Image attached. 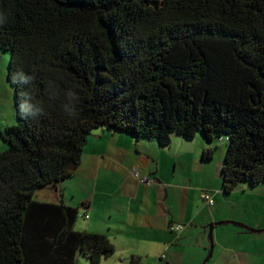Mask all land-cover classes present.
Here are the masks:
<instances>
[{
  "label": "trees",
  "instance_id": "1",
  "mask_svg": "<svg viewBox=\"0 0 264 264\" xmlns=\"http://www.w3.org/2000/svg\"><path fill=\"white\" fill-rule=\"evenodd\" d=\"M17 123L0 128V264H101L102 234L34 200L97 130L225 141L221 189L264 182V0H0ZM212 147L202 151L211 160Z\"/></svg>",
  "mask_w": 264,
  "mask_h": 264
},
{
  "label": "crops",
  "instance_id": "2",
  "mask_svg": "<svg viewBox=\"0 0 264 264\" xmlns=\"http://www.w3.org/2000/svg\"><path fill=\"white\" fill-rule=\"evenodd\" d=\"M10 124L0 112V128ZM203 142L174 133L160 147L97 130L73 176L41 189L37 201L75 209V231L105 235L115 252L101 264H264V182L222 192V159H203L211 147ZM134 167L154 184L139 182Z\"/></svg>",
  "mask_w": 264,
  "mask_h": 264
},
{
  "label": "rangeland",
  "instance_id": "3",
  "mask_svg": "<svg viewBox=\"0 0 264 264\" xmlns=\"http://www.w3.org/2000/svg\"><path fill=\"white\" fill-rule=\"evenodd\" d=\"M9 60H10V53L0 51V78H1L0 79V95L3 97L2 98L3 100H1V103H0V112H1V115L3 117H6L8 120L14 119V124L9 125V126H12L17 123V117H16V109L14 105L13 89L7 80ZM195 137L198 140H201L203 142L202 135L200 133H197ZM171 138H172V135H171ZM0 142H2L1 144L7 145V143H3V141H0ZM226 144L227 143L225 141H219L217 139H214V141L210 144V146L213 149L214 161L221 158L222 163H223ZM42 192L43 191L38 190L34 195V200L40 201L42 199L40 197L44 195ZM78 218L80 219V216ZM84 263H85L84 259H82L81 257H78L77 264H84Z\"/></svg>",
  "mask_w": 264,
  "mask_h": 264
},
{
  "label": "built area",
  "instance_id": "4",
  "mask_svg": "<svg viewBox=\"0 0 264 264\" xmlns=\"http://www.w3.org/2000/svg\"><path fill=\"white\" fill-rule=\"evenodd\" d=\"M133 174L134 176L137 177V179L139 180V182L143 183V184H147V185H153L154 184V180L152 178L149 177H141L140 173H139V169L138 167H134L133 168ZM202 199L206 202V204L209 207H212L214 205V199L211 193L209 192H204L201 195ZM85 219H88V215L85 214L84 215ZM173 229H175L176 231H180L182 229L181 225H176L175 227H173Z\"/></svg>",
  "mask_w": 264,
  "mask_h": 264
},
{
  "label": "water",
  "instance_id": "5",
  "mask_svg": "<svg viewBox=\"0 0 264 264\" xmlns=\"http://www.w3.org/2000/svg\"><path fill=\"white\" fill-rule=\"evenodd\" d=\"M76 168V165L74 164V163H69V164H67V166H66V169L67 170H73V169H75ZM212 230V227H210V231Z\"/></svg>",
  "mask_w": 264,
  "mask_h": 264
}]
</instances>
